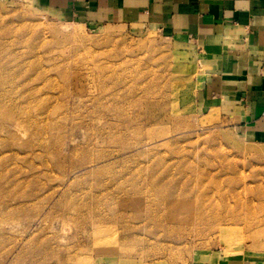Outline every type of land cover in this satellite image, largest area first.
Here are the masks:
<instances>
[{"label": "rangeland", "instance_id": "1", "mask_svg": "<svg viewBox=\"0 0 264 264\" xmlns=\"http://www.w3.org/2000/svg\"><path fill=\"white\" fill-rule=\"evenodd\" d=\"M0 49V264H264V143L203 107L190 41L0 0ZM120 185L136 203L55 204Z\"/></svg>", "mask_w": 264, "mask_h": 264}, {"label": "crops", "instance_id": "2", "mask_svg": "<svg viewBox=\"0 0 264 264\" xmlns=\"http://www.w3.org/2000/svg\"><path fill=\"white\" fill-rule=\"evenodd\" d=\"M90 26L150 27L187 39L198 52L207 110L264 143V0H32ZM202 264H240L238 261Z\"/></svg>", "mask_w": 264, "mask_h": 264}, {"label": "bare ground", "instance_id": "3", "mask_svg": "<svg viewBox=\"0 0 264 264\" xmlns=\"http://www.w3.org/2000/svg\"><path fill=\"white\" fill-rule=\"evenodd\" d=\"M75 35H79V34H75ZM81 36V35H80ZM83 37V36H82ZM87 37V36H86ZM80 38V37H79ZM85 40V39H84ZM147 40V39H146ZM10 45H13L14 44V40H11L9 41ZM3 49H0V52L2 51ZM44 82V81H43ZM52 84V83H51ZM54 84H52V87L55 88V86H53ZM62 86V85H60ZM50 88V87H49ZM52 88V89H53ZM32 90L30 91V94H33V90L37 92L36 96H33L34 100L36 101V104L41 106V107H44L46 102L44 101V99L40 96V92H41V88H38V87H33L31 88ZM51 90V89H50ZM54 91V90H53ZM60 93H64V95H69L70 93V90L69 88H65V87H60L59 88V91ZM112 92V91H111ZM48 94V93H47ZM49 95V94H48ZM57 95V94H56ZM55 95V96H56ZM32 97V96H31ZM52 97V96H51ZM50 97V98H51ZM54 97V96H53ZM47 99V97H46ZM56 100V99H55ZM50 102V99L48 100ZM48 103V102H47ZM30 104V103H29ZM1 107V105H0ZM75 148V147H74ZM76 150V148H75ZM74 152V151H73ZM72 152V153H73ZM71 153V152H70ZM71 155V154H70ZM72 157V155H71ZM112 181V180H111ZM154 187L156 188V191L157 192H160L162 191V189L164 187H162L158 181H154ZM152 184V183H151ZM139 185V184H138ZM58 189V188H57ZM120 189H121V192H123L124 195H127V201L126 200H123L121 198H119V196L113 194L109 189V192H83L82 194H80V196H77L75 193H72L70 190H67V191H63L62 194L59 196L60 198L57 200V202H55V204L57 205H60V206H67L69 208V206L71 207H74V208H82V207H86V208H89L91 210H95V209H101V208H104V207H107V206H110V205H113V204H117V205H126L128 204V201L129 200H132V203H136L137 202V199L136 198H131V195L128 191V189H126V187H124L123 185H120ZM56 192V191H55ZM40 194L36 193L34 195L35 199H38L40 196ZM51 198L54 196L52 195V192L50 194ZM130 196V197H129ZM33 197V198H34ZM125 198V197H124ZM27 199V198H26ZM32 199V198H31ZM29 200V199H27ZM169 202H173L172 199L169 200ZM230 204V203H229ZM240 205V204H244L242 200H238L237 201V205ZM179 203H174L172 204L170 210H174L175 207H178ZM183 207V206H182ZM181 207V208H182ZM83 209V208H82ZM233 208H229L228 210H232ZM247 209L248 210V214H245L244 217L241 216V215H236V214H233L234 215V218L235 219H239V220H242V219H245L246 221H251L253 222L254 220L251 219V214H252V210L253 207L251 208V206H249ZM250 213V214H249ZM254 213H255V210H254ZM253 215V214H252ZM82 220L84 221H87L88 220V215H85V214H82ZM97 217V218H96ZM106 217V215L104 216L103 214L101 215H97L95 216V219L96 220H103L104 218ZM172 219H177L178 220V216H176L175 214H173V216L171 217ZM201 220H206V216L205 215H201L200 216ZM125 219V218H124ZM171 219V220H172ZM249 219V220H248ZM114 224V223H113ZM93 228V227H92ZM115 232V231H114ZM108 240V239H107ZM106 242V241H104ZM104 242H101L102 244H104ZM111 243V242H110ZM93 245V244H92ZM108 245V244H107ZM112 245V244H111ZM95 246V245H94ZM101 246V245H100ZM110 246V245H109ZM113 246V245H112ZM95 247H99V246H95ZM104 247V246H103ZM108 248V246H107ZM109 249V248H108ZM113 249V248H111ZM111 249L110 252H111ZM131 248H128L126 251H129ZM76 251V250H75ZM89 259V258H88ZM81 261V260H80ZM83 262V261H82ZM122 264V263H120Z\"/></svg>", "mask_w": 264, "mask_h": 264}]
</instances>
